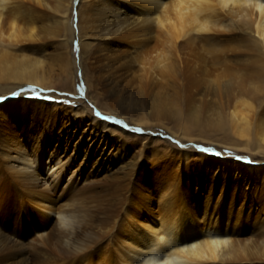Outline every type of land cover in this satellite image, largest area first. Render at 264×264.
Returning <instances> with one entry per match:
<instances>
[{"label":"bare ground","instance_id":"6f19581e","mask_svg":"<svg viewBox=\"0 0 264 264\" xmlns=\"http://www.w3.org/2000/svg\"><path fill=\"white\" fill-rule=\"evenodd\" d=\"M72 1L74 0L56 1L61 13L56 21L58 30L62 25L69 23L68 9ZM51 2L52 0H0V94H8L7 92L20 89L27 83L46 87L53 85L52 75L49 70L43 68L42 57L35 53L29 56L24 51L26 48L35 49L39 46L42 52V47L36 43V40L40 28L44 26L41 15L47 13L46 10L51 6ZM75 7L78 16L77 26L74 29L71 21L70 29L60 35L66 43L59 42L62 50L65 51L60 53L58 58L74 66L75 69L66 73L70 74L72 79L78 63L89 101L97 102L102 109L119 116L107 117L105 121L97 119L88 112L86 103L72 108L53 100L47 102L34 98L21 99V96L13 100H5L0 103V127L3 131L0 132V156L10 157L13 161L12 163L4 161L10 181L37 180L38 182V177L41 176L45 177L43 179L45 181L48 179L52 181L64 172V167L72 155L75 156L77 149H79L78 154L84 159L95 148L94 157L98 156L96 162L102 169L110 167L114 161L117 162L114 157L117 154L124 155L125 152L122 150H129L138 143L139 139H146L147 144L155 140L162 142L163 140L155 139L153 136L139 137L128 132L124 129L127 127L126 119L143 127L164 124L166 114L156 109L148 110L142 98L143 94L146 95L147 91H150L153 82L151 70L159 69L163 75L173 79L174 83L194 81L187 76L189 73L197 72L196 61L191 57V51L195 49L193 44H196L194 41L202 33L208 34L215 29V25H221L218 22L220 20L218 12L223 10L231 14L236 12L246 30L254 36L264 55V0H77ZM75 34L78 39L77 55L75 54L78 56L77 60L70 55L71 52L66 51L70 48L69 39L70 41L73 37L75 39ZM94 36L100 38H92ZM205 43L206 41L203 46ZM16 49L19 51L15 52ZM104 59L108 63L106 67L109 73L105 77L98 73L100 62ZM115 64L120 67H114ZM134 64L140 65L138 69L144 72L137 74L133 71ZM249 72V78L254 79V74ZM119 77H125L134 90L127 95L123 94L120 84L116 82ZM101 79L106 81V85L108 83L112 85L103 92ZM243 86L244 84L240 87L241 93L242 91L244 93L242 96L228 94L222 104L219 100V111L211 122L206 119L201 122L202 120L197 116V111L207 109L208 105H204L205 103L201 108L198 107L199 109L196 106L190 108L189 112L192 113L195 125L212 124L221 133L227 134L225 139L231 142H222L229 146L235 148L242 146L245 150L255 149L264 153V88L258 100V97L252 94L255 92H249ZM92 92L94 95L91 94ZM188 92H186L187 96H189ZM101 96L109 98L110 102L108 104L101 102ZM63 120H75L77 127L82 124L84 129L80 134L68 130V136L64 138L61 128L64 125ZM58 127H60L59 132ZM86 129L89 131L86 132ZM170 133L175 137L193 140L187 131ZM163 142L172 149L170 143ZM63 144L65 153L60 156V146ZM146 146L143 144L139 147L140 153L147 149ZM176 151L180 166L177 169L180 168L182 174L178 173L179 184L173 194H170L171 190L168 189H162L161 192L144 185L136 186L135 181L129 184L128 189L131 187L135 198L128 203L127 197L121 208L126 216L122 217L117 231L113 230L114 225L109 231L113 245L118 248L117 260H121L120 264H234L231 258L238 250L236 244L239 238L235 229L244 225L249 213L227 211L228 208L233 209L231 205L226 204L225 186L209 185L207 194L200 198L197 183V190L188 197L182 185V178L187 174L186 169L191 158L196 157L198 162L213 158L198 152L194 153L191 149L177 148ZM64 158L67 159L63 161ZM231 166L237 174H250L253 171L264 179L262 161L256 162L249 158L244 163L231 162ZM202 167L205 169L203 165ZM63 175L67 176L66 172ZM2 185L1 178L0 189ZM25 189L28 191L25 202L28 210H31L30 216L37 218L43 224L46 232L44 241L51 244L53 232L62 234L68 232L72 218L75 217L68 211L70 209L66 208L67 194L60 196L59 199H51L48 194L40 192V189L39 191ZM150 191H153L155 196L150 195ZM153 197L156 198V202H160L159 207L155 209L151 206V202L155 201ZM1 200L0 197V209ZM132 201L138 204L137 208L133 207ZM129 206H132V209ZM250 206L251 204L249 208ZM128 210L137 211L136 215H130ZM147 210L154 215L150 212H148L150 215H147ZM50 212L57 216L52 218ZM1 224L0 220V264H3L5 246L1 238ZM42 242L40 241L41 244ZM262 245L263 249H259L258 254L264 256V238ZM242 250L245 253L242 258L245 259L248 253ZM83 258L82 254L73 261L77 262L76 264H89Z\"/></svg>","mask_w":264,"mask_h":264},{"label":"rangeland","instance_id":"374dc122","mask_svg":"<svg viewBox=\"0 0 264 264\" xmlns=\"http://www.w3.org/2000/svg\"><path fill=\"white\" fill-rule=\"evenodd\" d=\"M56 1L52 0L51 6L46 10L47 13L41 15V20H44V26L40 28L39 37L36 40L37 42H35L41 45L42 52L39 46L35 47V49L26 48L24 50L29 56L35 53L42 57L43 68L49 70L52 75L53 80H51V83L53 85L46 87L27 83L25 86H21L20 89H13L7 92L8 94H0V103L8 99L13 100L19 96H21V99L34 98L47 102L53 100L72 108L80 107L86 103L88 112L97 119L105 121L107 117H118L119 115H116V113L102 109L97 102L89 101L78 63H76L73 79L70 74H66L75 68L72 64L62 62L58 58L59 54L65 51L64 49L62 50L59 42L66 43L60 35L70 29L71 21L73 28L76 29L78 16L75 6L77 0L69 3V23L62 25L59 30L57 29L56 21L61 13ZM218 13L220 14L218 17L221 20L218 22L224 26L217 23L219 26L215 25V29L208 34L202 33V37L199 34L200 36L198 35L196 42L194 41L196 44H193L195 49L191 51V57L196 61L197 72L187 74L188 78L190 80L193 78L192 80L194 81L188 82L186 80L184 83L183 81L174 83L173 79L163 75L159 69L151 70L153 82L150 86V91L148 90L146 95L143 94L142 98L148 110L156 109L166 114L164 124L162 126L148 125L143 127L126 119L127 127H124V129L128 130V132H132L139 137L153 136L155 139L166 141L172 145V149L163 141L157 142L155 140L147 144L146 139L142 138L129 150H122L125 152L124 155L117 154L114 157L117 162L114 161L110 167L102 169L99 163L96 162L98 156L94 157L95 148L84 159L82 155L78 154L79 149H77L75 156L73 157L72 155L68 164L64 167V172H66L67 176H64V172H62L58 178L52 181L49 179L45 181L43 180L45 177L41 176L38 177V182L37 180L10 181L8 168L4 161L9 163L13 161L10 157L0 156V179L2 178L3 184L0 189V197L2 199V208L0 209L1 238L5 246L3 264H53V262L56 264H76L77 262L73 260L79 258L82 254L84 256L83 260L89 262V264H120L121 260L118 261L116 256L118 248L113 245L109 231L112 225H114L113 230L117 231L122 217L126 216L121 208L127 197L128 203L135 198L131 187L128 189L129 184L135 181L136 186L144 185L152 189L161 190V192L162 189H168L171 190L170 194H173L179 184L178 173L182 174L180 168L177 169L180 167L177 159V148L182 150L191 149L194 153L198 152V154L207 155L206 157L212 156L210 158L214 160L206 159L198 162L196 157L191 158L186 169L187 174L183 175L185 179L182 178V185L188 197L194 190H197V183L199 186L198 192L201 195L200 198L207 194L209 185L213 184V187L225 186L227 188L226 204L231 205L233 209L228 208L227 211L240 212V214L249 213L243 223L244 225L240 226L239 229H235V233L239 234L236 244L238 250L235 252V256L231 258L232 262L234 264H264V256L258 254L259 249H263L262 239L264 238V179L260 175L254 174L253 171L250 174H237V171L233 170L231 166V162L244 163L249 158L256 162H264V160H260L264 158V153L255 149L245 150L242 146L238 148L229 146L227 143L222 142H231L225 139L228 136L227 134L221 133L212 124H209V126L200 123H198L199 126L195 125L192 113L189 112L190 108L194 106L201 108V105L205 103L204 105H208L207 109L205 111H197V116L198 119L202 120L201 122H204V119L211 122V120L216 118V113L219 111L218 107L220 103L222 104L225 101L228 94H231V96H242L244 94L243 91L241 93L240 87L242 84H244V89L249 92H255L252 94H255L258 100H260L262 95L264 88V55H262L263 52L260 46L254 36L250 35L248 30H246L242 20L239 18L240 16H237L236 12L231 14V12L223 10ZM74 36H76L75 39L71 35L72 39L71 41L69 39L68 44L70 48H67L66 51L71 52L70 55L77 60V34ZM92 38L100 37L94 36ZM197 40H202L200 42L203 44L206 41L207 44L205 43L203 46ZM102 43L104 44V42ZM18 51L19 49L15 50V52ZM107 64L106 59L100 62L101 67L98 73L103 77L109 74L107 72ZM114 67L119 68L120 66L115 64ZM139 67L140 65L134 64L133 71H136L137 74H142L144 71L139 70ZM202 67L204 68L202 69ZM112 70L114 71V69ZM248 72L250 74L253 73L255 78H249ZM116 82L120 84L121 92L125 95L134 90L125 77H119ZM100 84L104 87V89H101L102 92L112 86L109 83L106 85L104 79L100 80ZM202 88L204 89L202 90ZM185 91L192 92H188L189 96H187ZM197 92H200V94H197ZM91 94L94 95V92ZM100 99L101 102L106 104L110 102V99L105 96H101ZM205 99L208 104H206L207 101ZM86 101L89 102L87 103ZM62 122H64L61 127L64 132V138L68 136V130L80 134L84 129L82 124L77 127V121L75 120H63ZM57 129L59 132L60 127ZM88 131L86 129V132ZM171 131L177 133L187 131L193 137V140L175 137L170 133ZM0 132H3L1 127ZM63 137L60 138L61 142ZM143 144L147 145V149L140 153L139 147ZM60 149L61 156L65 153V145H61ZM202 149H209L210 151H203ZM69 152L71 151L69 150ZM66 159L64 158L63 161ZM146 171L147 173L144 174ZM6 179L9 180L6 181ZM25 188L29 190L37 189V191L40 189V192L48 194L51 199H59L60 196L67 194L68 199L65 202L68 205H66V208L70 209L68 211L75 217L72 218V224L68 232L65 234L53 232L52 245L44 241L46 232L43 224L37 218L30 216L31 210H28L25 202L27 191ZM233 188L234 190H232ZM233 191L236 192L233 193ZM150 195L155 196L153 191H150ZM154 199L155 201L151 202V206L155 209L159 207L158 204L160 202H156V198ZM132 205L137 208L138 204L132 201ZM129 207L132 209V206ZM238 207L239 209H236ZM128 211L130 215H136L137 212L135 210ZM222 211L226 213L225 210ZM148 212L153 214V212L147 210V215H150ZM49 214L52 218L57 216L52 212ZM42 231L44 232L42 233ZM40 241L45 244L43 242L41 244ZM78 247L81 248L78 249ZM242 249L248 253L245 259L242 258L245 255ZM69 259L70 261H68Z\"/></svg>","mask_w":264,"mask_h":264},{"label":"snow or ice","instance_id":"6c2138e0","mask_svg":"<svg viewBox=\"0 0 264 264\" xmlns=\"http://www.w3.org/2000/svg\"><path fill=\"white\" fill-rule=\"evenodd\" d=\"M107 119V118H106ZM203 151H210L209 149H202Z\"/></svg>","mask_w":264,"mask_h":264}]
</instances>
